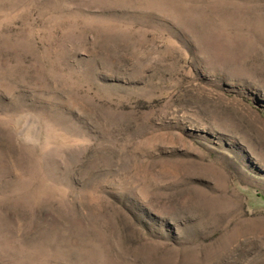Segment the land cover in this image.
Wrapping results in <instances>:
<instances>
[{
    "label": "rangeland",
    "instance_id": "rangeland-1",
    "mask_svg": "<svg viewBox=\"0 0 264 264\" xmlns=\"http://www.w3.org/2000/svg\"><path fill=\"white\" fill-rule=\"evenodd\" d=\"M0 264H264V0H0Z\"/></svg>",
    "mask_w": 264,
    "mask_h": 264
}]
</instances>
